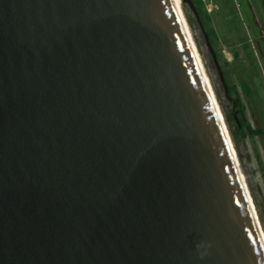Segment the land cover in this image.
Segmentation results:
<instances>
[{"label": "water", "instance_id": "obj_1", "mask_svg": "<svg viewBox=\"0 0 264 264\" xmlns=\"http://www.w3.org/2000/svg\"><path fill=\"white\" fill-rule=\"evenodd\" d=\"M180 12L0 0V264H264Z\"/></svg>", "mask_w": 264, "mask_h": 264}, {"label": "rangeland", "instance_id": "obj_2", "mask_svg": "<svg viewBox=\"0 0 264 264\" xmlns=\"http://www.w3.org/2000/svg\"><path fill=\"white\" fill-rule=\"evenodd\" d=\"M219 1L222 2L220 3ZM224 1L227 0H212V2L214 3L213 10L208 14L211 17V20L204 27L198 24L193 15L195 21L192 22L191 27L188 25L190 34L193 43L195 44V47L201 57L207 79L209 80L210 86L212 88V92L214 95L213 98L215 100V103L217 104V108L221 117L224 119V116L229 112L230 109H233L234 107L233 100L238 99L244 107V112L240 114L237 110L234 113L233 117L236 119L238 118L239 120L247 121L252 129H262L264 131V119L259 118L257 105L255 104L258 98L264 97V92L261 89V82L263 81L264 85V80L260 77L263 76L260 67L263 66L262 64H264L263 61L261 62V60L264 59V50L262 51V54L261 52L259 54L257 52V49L255 50V46L252 45L254 43V39L251 36H248V32L246 30L247 27L242 23H238L239 18L237 16H234V13H237L235 12L236 3L229 0L230 8H224L222 7V3ZM181 8L186 17V4H182ZM245 12L248 15L250 13L247 7L245 9ZM209 28H212L215 35L217 36V40L212 39L213 46L211 47L212 50L220 56L219 58H216V60L222 70L223 78L227 85V94H225L223 85L220 82L218 74L213 66L211 55L206 48L203 31L205 32V29ZM236 28H241V30L237 32ZM239 37L243 38V42L239 41ZM241 43L251 46L249 48L252 52V56L250 55L249 57L250 59L246 57V53L244 50L242 52ZM235 50L238 54V57L233 60L232 53ZM249 65H251V68H249ZM245 81L250 87L251 94L249 95V97H246L244 95L245 91L242 90L240 86V84ZM229 125L230 130L234 131V127L232 126L231 122H229ZM263 145L264 137L260 138L259 136H254L253 139L245 138L239 141L237 147L238 153L235 151L232 144L237 159L238 156H240L242 160V163H240L238 160L242 175L244 172L247 173L248 179L250 180V182L254 183L256 191H258V189L260 191V189L262 188V181L260 178L259 170L260 165L258 163V160H260V162L262 163L261 167L264 169ZM257 186L259 188H257Z\"/></svg>", "mask_w": 264, "mask_h": 264}, {"label": "trees", "instance_id": "obj_3", "mask_svg": "<svg viewBox=\"0 0 264 264\" xmlns=\"http://www.w3.org/2000/svg\"><path fill=\"white\" fill-rule=\"evenodd\" d=\"M190 1L198 13L201 26L204 27L208 22H210L211 17L206 13L202 0H190ZM237 1H241V0H237ZM186 7H187L186 20L188 22V25L191 27L192 22H194L195 19L193 17V13L190 10V8L187 5H186ZM222 7L230 8L229 7V0L224 1L222 3ZM234 16H236L235 13H234ZM236 30L238 32L237 28H236ZM205 33L208 37L209 43L211 44V46H213V40H217V36L215 35L214 30L212 28L205 29ZM241 40H242V38L239 37L240 42H241ZM245 50H246V48H245ZM215 55H216V58L220 57L217 53H215ZM232 57H233V60H235L238 57V54L236 51H233ZM241 89L244 90L245 94L247 95V87L245 85H242ZM228 90H230V89H228ZM233 106H234L233 109H230L229 112L224 116V120H225V123L227 125L229 136L231 137L230 138L231 142L234 146L235 151L238 153L237 147H238L239 141H241L245 138L253 139L254 136H259L260 138H263L264 131L262 129H252L247 121L239 120L238 118L237 119L234 118L233 117L234 113L238 110L239 113L242 114L244 112V107L242 106L241 102L238 99L233 100ZM229 122H231L232 126L234 127V131L230 130ZM263 150H264V148H263ZM238 160L240 163H242L240 156H238ZM258 163L260 165L259 170H260V178L262 181V188L260 189V191H259V189H258V191H256L254 183L250 182L246 172L243 173V176H244V179H245V182H246V185H247L250 197H251L252 204L254 206V210L256 212L258 221L260 223L262 232L264 234V169L261 167L262 163L260 162V160H258ZM257 188H259V187L257 186Z\"/></svg>", "mask_w": 264, "mask_h": 264}, {"label": "flooded vegetation", "instance_id": "obj_4", "mask_svg": "<svg viewBox=\"0 0 264 264\" xmlns=\"http://www.w3.org/2000/svg\"><path fill=\"white\" fill-rule=\"evenodd\" d=\"M231 1H234L236 3L235 12L237 13H235V15L239 18L238 23H242L244 26L247 27L246 30L248 32V36H251L254 39V43L252 45L255 46V50L257 49L258 50L257 52L259 54L260 52L262 54V51L264 50V1L263 0H241V1L231 0ZM219 2L221 3L222 1H219ZM246 7L248 11H250L249 15L246 14L245 12ZM240 30L241 28L238 29V31ZM241 42H243V40H241ZM250 47L251 46H248L247 44L241 43V50L242 52L243 50L245 51L246 57L248 58L250 57V55L252 56L251 54L252 52L249 49ZM262 61L264 63V59H262L261 62ZM262 65L263 66H261L260 68H261L263 76H260V77L264 80V64ZM249 68H251V65H249ZM246 81L241 83L240 86L245 85L247 87V95L245 94V92H244V95L246 97H249V95L251 94L250 87L247 85ZM261 83H262L261 89L264 92L263 81ZM257 100H258V104H257ZM257 100L255 104L257 105V109H258L257 111L259 114V118L264 119V97L258 98Z\"/></svg>", "mask_w": 264, "mask_h": 264}, {"label": "bare ground", "instance_id": "obj_5", "mask_svg": "<svg viewBox=\"0 0 264 264\" xmlns=\"http://www.w3.org/2000/svg\"><path fill=\"white\" fill-rule=\"evenodd\" d=\"M172 3L174 5V7L179 11V15H180L181 14V12H180L181 0H172ZM181 21L183 22V26L185 28V34L187 36V39L189 40V43H190V46H191V50H192V52H193V54L195 56V60L197 62V65L199 66V70L201 72V76L203 77V80L205 82V86H206V88H207V90L209 92V96L211 98V102L213 104V108L215 109V111L217 112V114L220 115L219 112H218V109H217V104L215 103L214 98H212V95H213L212 88L209 86L210 85V82L206 78L207 76H206V73H205V70H204V67H203V64H202L201 57H200L197 49H195V47L193 46V40H192L191 34H190L188 28L186 27V24H184V20L182 18V15H181ZM219 119L221 120V118H219Z\"/></svg>", "mask_w": 264, "mask_h": 264}, {"label": "built area", "instance_id": "obj_6", "mask_svg": "<svg viewBox=\"0 0 264 264\" xmlns=\"http://www.w3.org/2000/svg\"><path fill=\"white\" fill-rule=\"evenodd\" d=\"M202 2L204 4V6H205L206 11L208 13L211 12L212 9H213V4L211 3V1H209V0H202Z\"/></svg>", "mask_w": 264, "mask_h": 264}, {"label": "clouds", "instance_id": "obj_7", "mask_svg": "<svg viewBox=\"0 0 264 264\" xmlns=\"http://www.w3.org/2000/svg\"><path fill=\"white\" fill-rule=\"evenodd\" d=\"M210 1H211V3H212L213 6H214V3L212 2V0H210ZM204 9H205V6H204ZM212 10H213V9H212ZM205 11H206V9H205ZM206 13L209 14V13H211V12L208 13V12L206 11Z\"/></svg>", "mask_w": 264, "mask_h": 264}]
</instances>
